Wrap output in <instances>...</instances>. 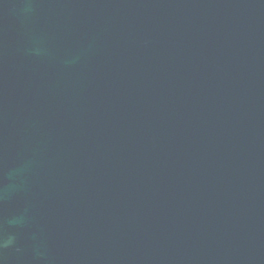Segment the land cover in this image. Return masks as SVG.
I'll use <instances>...</instances> for the list:
<instances>
[{
  "label": "water",
  "instance_id": "1",
  "mask_svg": "<svg viewBox=\"0 0 264 264\" xmlns=\"http://www.w3.org/2000/svg\"><path fill=\"white\" fill-rule=\"evenodd\" d=\"M0 264H264V0H0Z\"/></svg>",
  "mask_w": 264,
  "mask_h": 264
}]
</instances>
